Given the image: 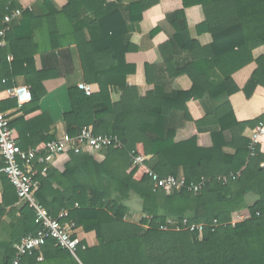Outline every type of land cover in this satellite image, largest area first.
I'll return each instance as SVG.
<instances>
[{"label": "trees", "instance_id": "obj_1", "mask_svg": "<svg viewBox=\"0 0 264 264\" xmlns=\"http://www.w3.org/2000/svg\"><path fill=\"white\" fill-rule=\"evenodd\" d=\"M1 1L4 18L9 0ZM159 4L165 12L176 14L174 41L193 57L191 65L178 71L173 43L160 48L169 73L186 74L193 81L191 91L178 93L174 98H159L154 94L142 98L135 88L118 89L110 84L111 80L125 75V55L136 47L131 38L127 41L129 32L122 13L109 11L106 0H69L62 13L50 8L49 14L39 20L50 27V47L56 48L68 39L76 44L85 82L92 89L91 96L78 87L68 89L71 110L64 119L71 134L92 126L95 134L116 136L121 141V145H113L104 152L103 163L83 151L71 153L73 164H69L59 179L55 177L61 190L50 191L52 171L39 177L36 197L50 214L56 217L60 211L70 210V218L76 225L86 232L94 231L99 241L98 247L79 248V261L55 245L56 254L72 256L70 260L59 258L56 264H264V155L258 146L252 156L250 141L243 136L247 128L264 124V116L238 122L230 102L225 103L215 113L195 122L199 130L208 125L218 127L209 131V147L198 142L197 136L177 130L168 131L159 141L147 137L149 131L158 133V128L165 126L169 113L177 107L183 110L186 121L193 123L186 102L204 92L202 86L208 78L209 66L217 64L223 69L241 60L239 55L243 50H248L258 64L244 92L248 97L255 93L264 95V0H140L131 7L132 19H142L145 11ZM193 6H198L203 16L196 28L188 26L185 13ZM83 8L96 20L94 29L99 36L91 41L86 40L83 29L76 28ZM13 53L15 62L27 65L23 73L30 80L35 74L33 56L21 58ZM232 67L230 71L235 68ZM10 69L16 72L15 66ZM3 78L0 77V85ZM225 87L231 88L230 93L239 91L230 76ZM38 89L31 91V103L37 106L45 95ZM227 131L232 135L235 156L223 151L228 145L224 137ZM132 152L143 156V165H132ZM153 157L158 158L156 166L150 164ZM148 164L161 177L177 176L179 167L183 166L188 185L199 184L202 179L206 183L197 194L183 190L170 195L162 188L155 189L146 173ZM132 190L144 204V219L140 224L127 220L126 201ZM252 192L257 199L249 205L245 196ZM16 197L18 200L17 194ZM28 207L22 210L23 221L33 226L35 211ZM243 210L248 211L250 218L232 225L233 214ZM169 219L178 220L182 229L185 220L188 225H203L202 238L198 230H162L161 226ZM38 228L36 224L26 229L24 237L35 235ZM54 244L55 240L51 239L42 250ZM14 254V244L8 245V264Z\"/></svg>", "mask_w": 264, "mask_h": 264}, {"label": "crops", "instance_id": "obj_2", "mask_svg": "<svg viewBox=\"0 0 264 264\" xmlns=\"http://www.w3.org/2000/svg\"><path fill=\"white\" fill-rule=\"evenodd\" d=\"M106 1L109 11H120L122 13L129 32L127 41L131 38L132 45L136 47V50L129 51L125 55V75L122 78L111 80L110 84L118 89L125 86L135 88L142 98L150 94H154L159 98H174L178 93L191 91L193 88L192 79L186 74L172 76L164 64L160 51V48L165 44L173 43L175 68L178 71L193 63L192 55L188 51L181 49L174 41L177 33L175 27L176 14L174 12H165L159 4L145 11L142 19L133 20L131 7L140 0ZM3 3L0 0V28L4 20L2 18ZM68 3L69 0H9L7 4L8 9H21L23 14L12 19L10 30L7 33L6 45L0 47V77L4 76L3 80L6 81L0 85V112L9 114L11 125L15 130L14 139L24 151H41L48 143L61 137L62 134H71V129L64 119V115L71 110L68 89L79 88L81 83H86L78 48L71 39L62 40L56 48L50 47V27L47 23L39 21L49 14L50 8L56 13H62ZM185 13L189 27L196 28L202 23L203 16L198 6L187 8ZM8 14L9 10L5 16ZM95 24L94 15L86 8H83L81 10V18L76 23V28L83 29L87 41L99 36V33L94 29ZM3 51L5 52L4 54H2ZM13 52L21 58L26 57L24 55L33 56L32 68L35 74L30 80L23 73L27 65H21L20 61L19 63L15 62ZM239 56L241 60L231 65L227 64L223 69L218 67L217 64L209 66L208 78L202 86L204 92H199L198 97L186 102V106L194 121L193 123H188L183 110L177 107L169 113L165 126L158 128V133L149 131L147 137L150 140L159 141L163 139L162 136L166 135L168 131L177 130L197 136L198 142H202L206 147H209L211 145L209 131H216L218 127L208 125L201 127L199 130L195 122L201 121L208 115L215 113L225 103L230 102L235 119L238 122H249L264 116V95L255 93L253 96L248 97L244 92V89L258 69V64L251 59L248 50H243ZM11 66L16 67V72L13 73L11 71ZM232 66H235V68L230 71L233 68ZM229 76L239 91L228 92V89L231 88L227 89L225 87V81ZM8 77H10V81L7 80ZM20 85L28 86L32 92L42 88V90L38 89V92L40 94L44 92L45 95L38 106L30 102L19 107L18 100L10 96L9 91ZM181 104L182 102H180L179 106ZM258 127L247 128L243 133L244 138L250 140ZM76 134L71 135L75 136ZM224 137L228 143L223 148L224 153L228 156H235L237 151L231 145V132H225ZM259 146L261 153L264 155V134ZM73 152L75 151L69 150L67 153L57 157L48 171H52L54 176L51 192L61 190L55 177L59 179V176L65 173L69 164H73L71 160V153ZM85 153L92 156L98 163H103L106 159L104 153ZM1 159L0 156V168ZM37 160L38 158L32 157L28 163H25V167L37 172L35 180L40 187L39 177L46 175L47 172L45 173L42 166L37 164ZM157 163V157H153L150 161V164L154 166ZM177 176L185 177L183 166L179 167ZM51 192H48L49 199L52 198ZM16 194L17 192L9 180L4 175H1L0 264H8L9 262L6 255L7 246L14 244L15 248L24 238L26 229H30L37 224L36 213L30 207L28 208L35 214V225L34 223L33 226L25 224L22 210L27 205L21 204L17 200ZM256 199L257 195L253 192L245 196L246 203L249 205H252ZM37 202L46 208L39 200ZM126 205L129 209L127 220L131 223L140 224L144 219V204L135 191L129 192ZM65 211L68 212L66 220H71L75 223L70 218V210ZM239 213L248 214V211L243 210L234 214ZM74 234L81 241V246L79 247L81 249L82 246H86L87 249L99 246V241L94 231L86 232L83 228L76 225ZM55 245H57L56 242L54 247L26 257L23 260V264H56L59 258L72 259V256L67 253L56 254L54 250L57 246ZM39 257L42 260H39ZM74 258L79 261L78 257Z\"/></svg>", "mask_w": 264, "mask_h": 264}, {"label": "built area", "instance_id": "obj_3", "mask_svg": "<svg viewBox=\"0 0 264 264\" xmlns=\"http://www.w3.org/2000/svg\"><path fill=\"white\" fill-rule=\"evenodd\" d=\"M9 10V14L3 19L0 28V47L6 45L7 33L10 30L12 19L23 14V10ZM5 83V80H1ZM79 89L87 96H91L92 89L87 83H81ZM10 96L16 98L19 107L30 103L33 99L30 88L26 85L16 86L9 91ZM264 134V124H260L257 130L250 138L249 151L255 155L258 146L261 143V138ZM15 130L11 125L9 114L0 112V182L1 175H4L9 182L14 186L18 200L21 204L28 205L36 213V223L39 228L35 235L25 236L15 247V254L10 264H23L26 257L33 256L40 252L49 240H55L60 249L68 251L76 257L81 241L75 237L74 230L76 224L68 218V212L62 211L58 216L53 217L50 212L40 205L36 199V193L39 188L36 182V175L33 169L25 167L32 157H35L37 164L41 165L46 173L50 170L54 161L60 155L67 153L69 150L75 152L83 151L96 154H102L113 145H121V141L116 136H105L95 134L92 126L85 127L80 130L75 136L68 133L62 134L61 137L48 143L41 151L30 150L24 151L14 139ZM132 165H143L144 158L136 152L131 153ZM264 167V163L262 164ZM146 173L154 182L155 189L162 188L168 194H174L183 190L198 193L205 185L206 180L202 179L199 184L188 185L184 176H167L161 177L149 164L146 166ZM0 207V216H1ZM250 218L249 214H233L232 225H236ZM185 227L182 229L181 223L176 219H169L165 225L161 226L162 230H198L199 238L203 236V225H188L187 220L184 221ZM217 225V222L215 221ZM82 249H87L82 246ZM39 260H42L39 257Z\"/></svg>", "mask_w": 264, "mask_h": 264}, {"label": "rangeland", "instance_id": "obj_4", "mask_svg": "<svg viewBox=\"0 0 264 264\" xmlns=\"http://www.w3.org/2000/svg\"><path fill=\"white\" fill-rule=\"evenodd\" d=\"M76 257H77V255H76Z\"/></svg>", "mask_w": 264, "mask_h": 264}]
</instances>
